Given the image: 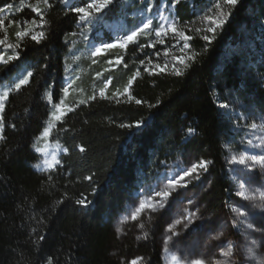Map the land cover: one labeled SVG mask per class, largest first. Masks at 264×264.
Returning a JSON list of instances; mask_svg holds the SVG:
<instances>
[{"label": "trees", "instance_id": "16d2710c", "mask_svg": "<svg viewBox=\"0 0 264 264\" xmlns=\"http://www.w3.org/2000/svg\"><path fill=\"white\" fill-rule=\"evenodd\" d=\"M127 1L129 10L147 8V0ZM87 2L49 0L51 7L39 4L46 21L40 28L31 24L40 19L31 10L37 0H0V8L13 6L0 13L7 43L19 44V48L0 45L5 60L19 53V59L0 63V94L2 86L19 77L21 70L33 73L28 84L10 91L0 114L4 120L0 129L4 137L0 140V264H48L49 260L51 264H130L137 257L142 264H162L157 221L141 217L128 226L127 235L117 228L137 194L172 164L190 167L201 158L212 161L203 175L206 190L202 200L208 214L229 215L237 200L236 167L230 159L248 150L246 141L255 131L244 125L261 123L264 116V0H241L235 9L223 0H179L174 7L178 13L175 22L191 37L183 53L180 49L185 41L169 33L161 45L149 31L126 49L109 52V58H122L119 65L111 64L112 69L103 64L107 56L93 63L97 58L85 55L84 63L93 72L76 81L73 93L65 96L64 60L79 37L75 33L85 28L77 23L79 14L71 8ZM151 2L148 13L153 17L160 12L157 8L164 5L165 14L172 6V0ZM217 3L230 14L209 43L202 37H213L206 29L221 18ZM122 9L104 13L102 28L119 15L131 21L129 11ZM9 20L20 25L8 26ZM25 27L31 34L43 31L45 38L39 44L31 35L18 39L14 33ZM196 28L201 31L197 33ZM3 38L5 32L0 29ZM150 42L153 47H147ZM140 45L146 46L143 51ZM165 49L168 55H164ZM181 55L196 58L187 61L189 67L183 75L176 76L171 71L177 63L172 57ZM148 60L161 66L167 63L168 72H145V67L151 71ZM137 71L140 75L129 89L133 97L129 100L122 93ZM94 73H104V78L95 79ZM109 77L107 98H102L99 89ZM80 88L83 92L77 94ZM46 93L52 94L51 102ZM93 95L94 100L87 99ZM136 99L142 103L136 104ZM61 100L66 114L55 122L48 138L67 151L54 169L38 172L32 167L38 160L35 149L42 141L38 138L51 109ZM81 100L87 102L79 103ZM220 104L228 108L222 109ZM137 121H144L140 128L119 127ZM189 128L195 130L191 136H187ZM82 198L91 203L77 205L75 201Z\"/></svg>", "mask_w": 264, "mask_h": 264}, {"label": "rangeland", "instance_id": "374dc122", "mask_svg": "<svg viewBox=\"0 0 264 264\" xmlns=\"http://www.w3.org/2000/svg\"><path fill=\"white\" fill-rule=\"evenodd\" d=\"M129 4L127 0H114V4L104 9L100 14H97L96 18L90 23L83 24L85 28L82 27V31L75 33V35L79 37L76 39L73 47L71 46L70 52L64 60L65 72L62 80L64 87L66 84L72 83V81L76 83L81 77L93 72L92 69H89L91 67L86 66L84 60L87 57H85V55L91 57V51L94 50V47L99 46L101 43H113L127 35L130 31L135 30L145 19L153 18V16L148 13V7L145 11H135L128 9ZM117 7H122V11H129L128 18L131 21H128L125 16L119 15V10V17L108 21L102 28L101 23L102 20H104V13L109 12L111 9H116ZM163 10H165L164 5L159 8L160 12ZM166 11L167 12L165 14L163 13V15L168 17L169 20H175L178 16L177 10H175L173 6L168 7ZM160 12L154 19V25L156 26H158V23L162 22L159 19ZM95 31L96 35H93ZM77 54H80V56ZM108 54L109 52L102 57ZM99 59L100 58H97V63ZM109 60H112L113 63L115 61V59L107 56L103 64L107 65V69H112L113 67L108 63ZM94 74L95 79L104 78V73H101L99 77L97 73ZM25 75L27 74H25L24 69L21 70L19 77L12 78L13 80H10L2 86V93L8 91L10 88L15 90L14 84L18 83L19 79H22ZM89 82L90 81H88V83ZM75 83L73 87L69 89V92L72 91L73 93ZM94 89L96 90L97 88L94 87ZM81 92H83L82 88L77 89V94ZM53 111H55L54 108L51 109L48 123L51 121V114ZM260 136H264V133L258 130L252 132L251 140L253 141V145L259 143L257 138ZM56 144L57 142L49 141V138H47V140L42 139L40 147H47L49 153L47 158L50 159L51 153L53 152H55L57 159H59L62 154L66 153V151L61 150L65 149L62 145L59 144L61 148L58 149L55 147ZM260 151L261 149L259 148L249 146L245 153L252 155L258 154ZM36 154L38 155V160L32 165L34 170L46 172L57 166H54L52 169L46 168L42 163L45 159V155L38 152H36ZM238 155L240 154H237V156ZM37 165H39V167H37ZM232 166L236 167L233 170L236 179V192L241 183H245V187L249 190L261 188V190L264 191V187H262L264 186V176H261L258 168L250 170L245 169L244 166L239 164H233ZM186 168L188 167L181 164L167 166L149 187H146L141 193H138L137 197L130 205L127 215L121 216L118 220L120 233L124 235L130 233V228H128V226L135 222V220L131 219V212L139 206L141 199H147L151 196L153 201L159 200V197L154 196V191L164 189L168 184L169 177H176L177 173H181V170ZM203 175L204 173L201 174L200 180H193L186 189H179V194L173 193L165 202L163 208L157 206L155 211L152 209H145L136 219L138 220L141 217L149 218L160 224L156 239L162 256V264H174L170 258V252L175 253L183 264H187L188 261L197 258L205 260L207 264H212L213 261H225L227 264H259L261 257H264V231L247 229L246 224L253 223L256 229H260L261 225L264 224V220H262L264 213H261L259 208L252 207L253 203L260 204L261 200L257 197L255 201H248L236 195L237 200L230 206L229 215H210L206 212L205 203L202 200V194L206 190V183L203 179ZM189 200L193 203L189 204ZM185 208H188L189 211L199 210L198 215H200L202 219L195 221V223L202 225V227L188 231L184 229L182 225H176L175 231H177L179 235L172 236L169 244L165 245V238L170 235V233L166 231L167 227L174 224L176 220L182 219ZM232 208H238L241 212L247 213V219L243 224L240 223V220L243 218H238L237 214L231 210ZM125 217H128V219H125ZM220 233H223V235L220 236L219 239H213L214 236H218ZM252 241H256L258 244L251 253V257L254 258H250L248 253V249L252 247ZM230 243L234 246L233 255L231 257L222 256L221 250H226ZM165 247H168L170 252H165Z\"/></svg>", "mask_w": 264, "mask_h": 264}, {"label": "snow or ice", "instance_id": "6c2138e0", "mask_svg": "<svg viewBox=\"0 0 264 264\" xmlns=\"http://www.w3.org/2000/svg\"><path fill=\"white\" fill-rule=\"evenodd\" d=\"M63 3H68V0H62ZM241 2V0H223V4L229 6L230 8L235 9L238 4ZM43 4L46 7H51L49 4V0H37V4L32 6V12L36 13L37 16H39V22H37L35 19L31 21V24L36 27L43 28L44 24L46 21L44 20L43 13L41 11V8L38 6L39 4ZM179 3V0H172V6L175 7L176 4ZM114 4V0H89V2L86 3L85 6H80V7H72L71 11L74 13L79 14L78 21L77 23L80 24H88L90 23L93 19L96 18L97 14H100L104 9H107L110 5ZM12 5L8 4L5 6L7 9H12ZM147 7L148 9H152L153 4L151 0H147ZM5 8H0V13L5 12ZM216 9L220 10V19L219 20H213L212 24L213 27H208L206 29L207 32L213 33V37H209L208 35H204L202 38L205 41H208L209 43L211 42V39L214 38L216 29L221 28L224 23L225 19L230 13H225L222 10V6L220 3H217L215 5ZM157 11H159V8H157ZM154 19L153 18H148L145 19L142 24L138 27L135 28V30L130 31L127 35L123 36L122 38L116 40L113 43H101L99 46L94 47V50L91 51V57L93 58H99L106 53L114 50V49H126L128 45L136 43L137 39L141 35H147L148 32H153L155 37H156V43H159L163 45L165 43L164 38L171 33L173 35V38L178 37L179 40L185 41L183 44V47L180 49V51L183 53L184 49L188 48V44L186 43L188 40L191 39V37L187 36L183 30L177 27L175 20H169L168 17L163 15V12H160V23H158V26L154 25ZM13 23H16L17 26L20 25V22L18 21H8V26H11ZM25 24L28 23L27 21L24 22ZM0 29H3L5 32V38L0 39V45H4L6 48H19V44L13 46L11 44L7 43V28L5 26V19L0 18ZM195 31L199 33L201 29L196 28ZM14 35L18 39H23L27 35H31V39L35 41L37 44L41 42L45 38V33L43 31L36 32L35 34H31L30 29L25 27L24 30L22 31H16ZM74 35V34H73ZM153 43L150 42L147 47H153ZM145 45H140V50L143 51L145 48ZM175 47V45L173 46ZM160 53H157L159 55ZM169 50L165 49L164 55H168ZM195 55L193 56H186V55H181L179 57L173 56L172 59L173 61H176L177 63H174L172 65L171 71L172 74L176 76H181L183 75V72L185 69L189 67V64L187 61H193L195 60ZM19 59V53L14 52L12 55L7 56V59H4L3 55H0V63L7 64L10 61H14ZM78 59V58H77ZM93 63L97 62V59L92 60ZM115 64L119 65L122 62L121 57H117L115 59ZM109 65L113 64L112 60L108 61ZM140 63L143 65L145 61L141 60ZM148 65L151 66V71L149 67H145L144 71L149 72L152 74L153 72L157 74H163L168 72L169 70V65L165 63L163 66H161L159 63H153L152 60H148ZM178 65H183V68L178 67ZM126 67V65H125ZM101 74L97 73V76L99 77ZM140 73L137 71L136 73L133 74V76L128 80L127 85L124 88V91L122 94H125L128 96L129 100H132L133 97L129 93V89L131 85L133 84V81L136 79L137 76H139ZM33 76V73L31 71L27 72V75L23 76L22 79H19L18 83L14 84V88L16 90H19L23 85H26L29 83V78ZM75 81H72V83L66 84V86L62 89L64 92L65 96L68 95L69 89L73 87V84ZM111 83V78L109 77L107 80H105L103 87L99 89V95L102 98H107L105 96V90L109 87V84ZM12 89L10 88L8 91H4L2 94H0V114L3 113L4 108H5V102L7 101L10 91ZM119 91V90H118ZM117 93H113V96H116ZM46 98L49 100V102L52 101V94L51 93H46ZM96 97L95 95L89 96L87 99L88 100H94ZM87 101L81 100L79 103H86ZM136 104H141L142 101L139 99L135 100ZM64 104V101L61 100L59 104H56L55 111L52 112L51 114V121L48 123L47 127H45L41 133V136L38 139H44L47 140V138L51 135V130L53 127H55V122L59 121L62 119V117L66 114L62 108V105ZM149 107H155V105H149ZM220 108L222 109H227L228 105L227 104H220ZM68 111H72L71 108L67 109ZM261 123H251L248 125H244L245 127H248L254 131H260L264 133V116L261 117ZM144 123V121H137L135 124H120L119 127L121 128H140L141 125ZM4 127V120L3 116L0 115V129H3ZM239 127V126H238ZM194 129L189 128L187 130V136H191L194 133ZM186 136V138H187ZM4 137L0 136V140H2ZM259 140V143L253 145V141L251 139L246 141L247 146H254L255 148L261 149V151L258 154H246V153H241L240 155H233L231 156L230 163L234 164H239L244 166L245 169H250V170H255L259 169L261 176H264V136H260L257 138ZM241 143H245L243 140ZM56 148H61L59 143L55 145ZM38 153H43L45 155V159L42 161V163L45 165L46 168L52 169L54 166L60 164V160L57 159L55 152L51 153V158H47L49 153L47 147H37L35 149ZM63 151H67V149H61ZM80 151L83 152L84 149L80 148ZM212 163L210 160H205L201 158L198 162L193 163L190 167L186 169H182L181 173H177L176 177H169L168 178V184L167 186L160 190V191H154V196L159 197V200L153 201V198L149 196L147 199H141L139 202V206L134 209V211L131 212V219L136 220L138 216L140 215L141 212H143L145 209H152L153 211L156 210V207L159 206L160 208H163L165 206V202L168 200V198L173 194L177 193L179 194V189H186L188 185L193 181V180H200L201 174L205 173L208 171V166ZM39 167V165H37ZM51 179V176L49 177ZM87 179H91V177H87ZM264 187V186H262ZM236 195L239 197H242L245 200L248 201H255L257 197L261 200L260 204L253 203L252 207L254 208H259L261 210V213H264V191L261 190V188H257L255 190H249L248 188L245 187V183H241L238 186V191L236 192ZM58 203H62L58 202ZM77 205H80L82 207H87L88 204L91 203V201L86 200V199H77L75 201ZM189 204H192L193 202L191 200L188 201ZM234 213L237 214L238 218L242 217L243 219L240 220V223H244V221L247 219V213L241 212L238 208H232L231 209ZM198 209L196 211H189L188 208L184 209V214L182 219L176 220L174 224L169 225L166 229L168 233H170L169 236L165 238V245H168L171 237L172 236H177L179 233L175 231V226L176 225H182L184 229H187L188 231H192L193 229H199L202 227L200 224H196L195 221L202 219L200 215H198ZM125 219H128V217H125ZM262 220H264V216H262ZM140 227H143V225H140ZM246 228L253 230V231H264V224L261 225L260 229H256L254 227L253 223H247ZM117 232H120V229L117 228ZM146 235V234H145ZM223 233H220L218 236H214L213 239H219L220 236H222ZM140 237H138L139 239ZM40 239H44V237H40ZM252 247L248 249V253L251 257V253L254 251V249L258 246L256 241H252ZM233 250L234 246L230 243L227 249H222L221 250V255L225 257H231L233 255ZM165 252H170V249L168 247H165L164 249ZM170 258L174 262V264H183V262L180 260V258L175 254L170 252ZM48 264H51V260L48 261ZM130 264H142V258L137 257L136 259H133ZM187 264H207V262L203 259L197 258L193 259L191 261H188ZM212 264H227L225 261H213ZM259 264H264V257H261L259 260Z\"/></svg>", "mask_w": 264, "mask_h": 264}]
</instances>
